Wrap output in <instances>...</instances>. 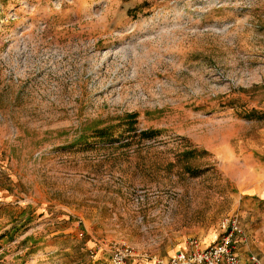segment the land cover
<instances>
[{
	"label": "rangeland",
	"instance_id": "rangeland-1",
	"mask_svg": "<svg viewBox=\"0 0 264 264\" xmlns=\"http://www.w3.org/2000/svg\"><path fill=\"white\" fill-rule=\"evenodd\" d=\"M232 219L264 255V0H0V264H151Z\"/></svg>",
	"mask_w": 264,
	"mask_h": 264
},
{
	"label": "built area",
	"instance_id": "built-area-1",
	"mask_svg": "<svg viewBox=\"0 0 264 264\" xmlns=\"http://www.w3.org/2000/svg\"><path fill=\"white\" fill-rule=\"evenodd\" d=\"M245 234L237 219L229 221L223 237L203 247L192 239L187 245L168 258H155L152 264H263L256 255L243 258L239 246L245 243ZM111 264H128L134 258L132 248L127 245L114 246L111 251Z\"/></svg>",
	"mask_w": 264,
	"mask_h": 264
},
{
	"label": "crops",
	"instance_id": "crops-1",
	"mask_svg": "<svg viewBox=\"0 0 264 264\" xmlns=\"http://www.w3.org/2000/svg\"><path fill=\"white\" fill-rule=\"evenodd\" d=\"M245 245V243L244 244H241L240 246H239V254H240V256L241 257H243V258H246V257H248L249 255H256L258 258H260L261 259V261L263 262V264H264V255H260V254H255V253H249V255L248 256H245L244 255V250H245V248L244 247H246V246H244ZM247 251H245V253H246ZM109 258H111V254L109 255ZM109 264H111L110 263V260H109ZM128 264H145V263H143V262H139V260L138 259H136V257H134V258H132L131 260H129V262H128ZM150 264V263H149ZM152 264V263H151Z\"/></svg>",
	"mask_w": 264,
	"mask_h": 264
},
{
	"label": "trees",
	"instance_id": "trees-1",
	"mask_svg": "<svg viewBox=\"0 0 264 264\" xmlns=\"http://www.w3.org/2000/svg\"><path fill=\"white\" fill-rule=\"evenodd\" d=\"M15 228H13L11 231L13 232ZM12 232L11 233H5L3 235L0 236V240L4 239L5 237H11L12 235Z\"/></svg>",
	"mask_w": 264,
	"mask_h": 264
}]
</instances>
